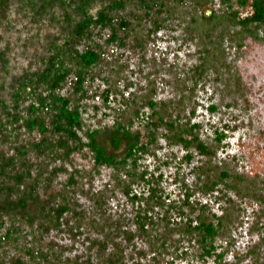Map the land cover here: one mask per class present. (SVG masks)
Wrapping results in <instances>:
<instances>
[{"label": "trees", "instance_id": "trees-1", "mask_svg": "<svg viewBox=\"0 0 264 264\" xmlns=\"http://www.w3.org/2000/svg\"><path fill=\"white\" fill-rule=\"evenodd\" d=\"M217 1L219 6L205 14L202 8L215 5V0H0V24L14 8L29 13L31 18L55 20L59 30L58 38L50 41L41 67L25 70L15 79L8 102L0 98V139L12 144L11 153L0 154V264L5 262L1 252L12 246L18 253L9 257V264H61V254L52 245L45 246L41 239L50 230L62 229L67 216H75L81 223L87 221L103 233L107 228L104 238L96 242L100 247L98 264H126L119 242H113L112 249L107 250L108 234L116 227L114 222L104 218L97 221L77 209L68 184L76 183L78 169L69 173L68 182L60 189L48 192L53 177L62 169H58L60 165L50 168L46 161L59 160L65 168L64 162L70 160L71 154L85 147L91 153L93 167L111 168L123 194L137 203L136 233L147 238L149 250L155 254L174 256V250L179 254L192 247L198 259L212 258L220 264L223 251H217L214 243L231 227L233 213L239 209L227 190L240 199L253 198L259 207L263 205L264 214V181L260 185L258 180L212 160L224 135L219 132L214 142L201 138L200 124L181 117V96L176 103H159L152 98L153 85L150 93L141 95L143 100L139 104L148 107V113L141 111L138 103L126 102L130 110H122L108 130L83 129L80 100L87 94V80L93 78L95 68L104 59L106 46H124L129 37L140 48L145 44L144 37L133 34L134 27H141L143 21L151 22L147 38L164 29L172 14L182 10L178 14L181 21H188L186 38L199 39V62L192 66L189 75L194 84L210 68L220 77L221 68L228 69L223 51L225 39L239 46L248 36L263 37L259 33H264V0ZM94 5L96 9L92 11ZM245 6L250 13L241 17L239 8ZM55 7L61 10L57 16ZM95 34L103 40H95ZM240 82L236 74L237 88ZM67 85L69 91L62 92ZM103 97L107 99L108 92ZM135 120L144 124L145 141L132 129ZM21 128L36 132V136L29 141H17ZM159 136L169 145L194 149L204 157L194 168V186L185 184L180 201L167 202L159 181L147 179L145 170H138V159L150 151ZM187 156L192 159V151ZM138 180L147 188L135 191L131 184ZM196 192L203 196L216 192L215 197H222L227 205L218 214L208 202L192 199ZM98 199V203H103L102 194ZM182 242L186 245L181 250ZM250 252L256 255L252 249ZM70 264L78 263L72 259Z\"/></svg>", "mask_w": 264, "mask_h": 264}, {"label": "rangeland", "instance_id": "rangeland-1", "mask_svg": "<svg viewBox=\"0 0 264 264\" xmlns=\"http://www.w3.org/2000/svg\"><path fill=\"white\" fill-rule=\"evenodd\" d=\"M218 6L219 2L215 0V5L207 4L202 10L209 14L212 8ZM55 8L57 16L61 10ZM95 9L94 5L92 11ZM177 11L183 13L181 9ZM178 12L172 14L164 29L147 38L146 30L151 22L145 20L141 27L136 25L133 34L146 39L141 48L135 45L132 37L124 46H106L104 59L95 68L93 78L87 80V94L80 100L83 105V129L108 130L122 110H130L126 102L134 105V101L139 105L143 100L141 95L150 93L149 89L154 85L152 98L159 103H176L180 96L184 98L178 110L184 119L190 118L192 122L200 124L201 138L214 142L215 136L223 133L216 156L212 159L215 163L252 177L261 185L264 181V33H259L263 36L260 39L246 37L239 46L225 39L223 51L228 69L222 67L220 77L210 68L205 77L202 76L194 84L195 80L190 79L189 75L192 66L199 62V39L186 38L185 26L188 21H181ZM249 13L248 6L239 8L241 17ZM29 16V13L11 8L6 20L0 24V98L7 102L15 79L25 70L39 69L48 54L50 41L59 35L55 20L49 22L45 17L38 19ZM94 39L103 40L97 34ZM236 74L240 76L239 88L235 84ZM69 89L70 85H67L62 92L66 93ZM106 92L107 99L103 97ZM141 111L148 113L149 108L141 106ZM143 125L140 120H135L132 129L145 141ZM17 134L19 142L29 141L36 136V132L23 128ZM100 137L104 138L103 135ZM1 140L0 154L11 153L12 144ZM193 150H185L181 145H169L159 136L150 151L138 159V170H145L147 179L159 181L168 197L167 202L180 201L185 184L190 187L196 182L197 172L194 168L204 160ZM188 151H192L190 160ZM46 162L50 168L60 165L58 169H62L53 177L48 192L60 189L68 182L69 173L78 169L76 183L68 184L77 209L86 217H95L97 221L102 222L104 218L114 222L116 227L113 225L115 228L108 234L107 250L112 249L113 242H119L126 264H215L212 258L198 259L192 247L181 251L182 254L174 250V256L151 252L147 238L136 233L134 219L137 203L131 202L123 194L111 168L93 167L88 148L73 152L70 160L64 162L66 170H63L65 168H62L59 160ZM124 177L123 180L127 179ZM131 187L137 192L147 188L142 180L132 183ZM227 192L237 202L239 209L233 213L231 227L214 243L217 251H223L220 264H257L258 259L254 261L257 256H260L259 263L264 264L263 205L259 207V203L251 197L240 199L231 191ZM99 194H102L103 203H98ZM215 194L203 196L196 192L191 198L208 202L212 210L219 214L227 203L222 197H215ZM259 214L262 216L258 217ZM66 219L62 229L50 230L41 242L45 246L52 245L61 254V264H70L72 259L78 264H98L100 247L96 242L104 238L107 228L103 233L87 221L81 223L75 216H67ZM80 223L82 226H79ZM132 234V237H127ZM185 245L186 242H182L179 249ZM1 253L5 258L4 264H9V257L18 252L12 246Z\"/></svg>", "mask_w": 264, "mask_h": 264}]
</instances>
